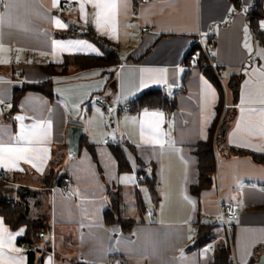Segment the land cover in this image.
<instances>
[{
    "label": "crops",
    "instance_id": "1",
    "mask_svg": "<svg viewBox=\"0 0 264 264\" xmlns=\"http://www.w3.org/2000/svg\"><path fill=\"white\" fill-rule=\"evenodd\" d=\"M66 1L74 5L63 10ZM95 3H115L116 8L101 11ZM253 3L57 0L54 7L53 0L0 2V170L23 173V184L35 190L33 200H29L31 196L27 199L29 215L49 217L51 229L42 238L47 244L34 246L37 257L43 255L42 264H211L213 248L219 242L229 246L233 264H264V249L254 256L255 248L264 244V163L250 155L215 152L214 184L198 198L190 193V185L197 179L192 152L207 137L219 102L217 87L201 67L185 60L198 33L215 43L224 108L235 110L227 144L264 153V133L260 131L264 45L248 24ZM113 12L114 24L110 21ZM97 13H101V25L96 22ZM56 20L64 26H57ZM259 24L264 25V18ZM86 25L116 45L117 62L84 68L70 63L63 74L49 72L50 64H62L66 56L104 55L91 39L64 36L69 28L80 30ZM241 73L235 98L230 80ZM149 89H158L173 100L174 110L116 111L117 132L107 128V113L93 102L100 97L110 104L131 107ZM71 125L83 128L76 156L85 151L94 169L90 177L80 165L71 171L65 167L70 193L64 194L62 187L43 188L38 177L50 166H66ZM117 137L118 145L104 142ZM115 146L123 151L129 170L119 171ZM102 158L114 163L112 176L107 175ZM151 169L156 175L157 204L145 179H137L139 173L145 178ZM119 188L123 215L137 219L129 239L113 235L103 219L110 206L109 190ZM43 195L50 198L48 211L43 208ZM138 196L144 213L137 208ZM224 205L238 207V218L228 221L231 232L225 226ZM197 219L217 225L212 242L193 248ZM0 221L7 229L0 233V264H27V248L18 243L26 227L12 230L1 216ZM18 232L22 234L15 235ZM8 233L14 235L10 242Z\"/></svg>",
    "mask_w": 264,
    "mask_h": 264
},
{
    "label": "trees",
    "instance_id": "2",
    "mask_svg": "<svg viewBox=\"0 0 264 264\" xmlns=\"http://www.w3.org/2000/svg\"><path fill=\"white\" fill-rule=\"evenodd\" d=\"M236 6L240 4V0H232ZM264 0H254L252 7L248 12V24L253 36L258 42L264 45V29L260 26L259 21L264 18ZM67 37H86L99 45L104 55L100 57L92 55H73L66 56L64 62L59 65L50 64L49 72L63 74L70 63L77 64L79 67H91L103 64H110L117 62V53L115 44L98 34L93 26L86 25L78 30L77 28H69L64 34ZM249 63H247V66ZM245 66L244 68H246ZM206 76L212 81L219 91V102L216 107L217 115L212 125L208 129L207 137L198 141L193 149V155L197 161V179L196 182L190 185V193L193 197L198 198L202 191L212 187L214 184V176L216 170L215 152L224 153L232 156L236 155H250L255 161L264 163V153H253L245 149L235 148L229 146L226 141V135L235 118V110L232 107L224 108L223 90L219 82V78L214 74L210 67H201ZM244 70V69H243ZM242 73L235 75L230 80V87L235 98L238 95V88L242 79ZM34 88L40 89L45 94L51 95L50 91L40 86ZM23 89L21 90V92ZM141 108H160L165 112H170L175 108V102L169 99L158 89H149L141 93L133 102L131 109ZM222 112V115H221ZM221 116V117H220ZM221 120L219 121V119ZM219 122V124H218ZM82 138V136H81ZM81 144V139H80ZM80 147V145H79ZM114 156L118 162L119 171L129 170V165L121 148L113 147ZM96 159L95 154H93ZM145 183L157 204L158 189L156 182V175L153 169L149 174L145 172ZM23 173L19 172H5L0 170V216L3 217L5 223L15 230L20 226L26 227L25 234L18 239L19 244H23L27 248V264H42L43 255L37 257V250L34 249L36 244H47L48 241H43L41 234H48L51 225L48 216L33 218L29 215L28 197L35 192V190L24 185L22 180ZM67 175L61 173V167L50 166L47 171L38 177L43 188L62 187L63 179ZM121 188L117 190H109L110 206L104 211V222L111 228L113 235H121L124 238H131L132 228L137 219L133 217H125L121 209L122 194ZM137 208L141 213H144L145 207L140 196L136 198ZM215 222L195 221V235L192 247L199 248L213 241L215 238L214 229ZM45 244V245H46ZM264 249V244L257 246L254 250V256L259 255ZM254 260V257L253 259ZM87 264V263H82ZM95 264V263H90ZM211 264H233L229 246L223 242L217 243L213 248V257Z\"/></svg>",
    "mask_w": 264,
    "mask_h": 264
},
{
    "label": "built area",
    "instance_id": "3",
    "mask_svg": "<svg viewBox=\"0 0 264 264\" xmlns=\"http://www.w3.org/2000/svg\"><path fill=\"white\" fill-rule=\"evenodd\" d=\"M145 1V0H142ZM74 5L72 1H66L62 4V9L67 10L71 8ZM143 29H146L144 27ZM215 58V43L212 39L210 38H205L201 33H198L192 43V46L189 48L185 55V60L188 62L190 65H197L200 67H210L214 74L220 79L222 75V70L220 67H218L215 64L214 61ZM14 77L18 76V73L15 72L13 73ZM94 104L100 108H102L106 113H107V118H106V126L109 130L117 132V115L116 111H128L130 110V105L128 104H110L106 102L103 98H95L93 100ZM7 106L10 105L9 102L6 103ZM85 109L82 110L81 112V117L84 116L85 114ZM104 142L110 145H118L119 139L118 137L113 139V138H105ZM138 180H143L144 175L143 174H138L137 175ZM69 183H70V177L66 176L63 179V184H62V189L64 194H69L70 193V188H69ZM237 205H224L222 209V214L223 218L225 220V226L228 232H231L233 229V226L230 222V220H234L238 218V212H237ZM42 237L45 235L42 233ZM23 245V244H22ZM210 246V245H208Z\"/></svg>",
    "mask_w": 264,
    "mask_h": 264
},
{
    "label": "rangeland",
    "instance_id": "4",
    "mask_svg": "<svg viewBox=\"0 0 264 264\" xmlns=\"http://www.w3.org/2000/svg\"><path fill=\"white\" fill-rule=\"evenodd\" d=\"M221 115H222V112H221ZM220 120H221V118L219 119V121ZM218 124H219V122H218ZM101 161H102V164H103L104 168L106 169L107 175L108 176H112L113 171L115 169L114 163H109L105 158H102ZM65 165L66 166L61 168V173H64L65 167H67V169L69 171H71V168H73L74 166L80 165V167H82L85 170V173L87 172L89 174V176L91 175L93 177L92 173L90 174V170L92 168L94 169V166H93L94 164L88 159V157L86 156V152L85 151H84V153L82 155H79V156H74V157H69L68 156L67 157V161L65 162ZM94 172H95V170H94ZM19 181L23 182L22 180H19ZM33 198L34 197L31 196L29 198V200L31 201V200H33ZM42 199H43V203H44V207H43L45 209L44 211H46V210L48 211L49 210L48 205L50 203V198H48V196H44L43 195ZM128 209H129L128 211L130 213H132L131 212L132 209L130 207ZM31 215L33 217L34 213L32 212Z\"/></svg>",
    "mask_w": 264,
    "mask_h": 264
},
{
    "label": "snow or ice",
    "instance_id": "5",
    "mask_svg": "<svg viewBox=\"0 0 264 264\" xmlns=\"http://www.w3.org/2000/svg\"><path fill=\"white\" fill-rule=\"evenodd\" d=\"M0 2H2V0H0ZM56 3H57V0H53V6L54 7L56 6ZM94 6L97 7L98 9H101V11H103L104 9H109V8L114 10L116 8L115 3H112V4L95 3ZM83 7H84V5L82 4L81 5V11H83ZM0 19H2V17H0ZM114 19H115V13L113 12L112 17L110 18V21L113 24H114ZM96 22H97L98 25H101V13H97ZM56 24L59 27H63L64 26L63 24H61V22L59 20H56ZM262 27H264V25H262ZM238 128H239V125H238ZM260 131H261V133H264V120H262L260 122ZM3 151H5V152H12V151L25 152V151H27V149H4ZM6 232H7V229H5L3 227V222L0 221V233H6ZM21 234H22V232H18L15 235H21ZM12 239H14V235L11 234V233H8L9 242Z\"/></svg>",
    "mask_w": 264,
    "mask_h": 264
},
{
    "label": "water",
    "instance_id": "6",
    "mask_svg": "<svg viewBox=\"0 0 264 264\" xmlns=\"http://www.w3.org/2000/svg\"><path fill=\"white\" fill-rule=\"evenodd\" d=\"M83 135V128L79 125H71L68 129L69 138V157H74L77 155L80 145V139Z\"/></svg>",
    "mask_w": 264,
    "mask_h": 264
}]
</instances>
